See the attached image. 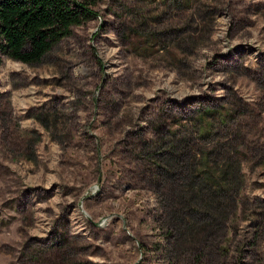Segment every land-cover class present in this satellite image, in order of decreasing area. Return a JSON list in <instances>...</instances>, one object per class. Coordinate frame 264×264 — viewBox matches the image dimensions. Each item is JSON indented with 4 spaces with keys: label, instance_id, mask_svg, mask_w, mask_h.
<instances>
[{
    "label": "rangeland",
    "instance_id": "1",
    "mask_svg": "<svg viewBox=\"0 0 264 264\" xmlns=\"http://www.w3.org/2000/svg\"><path fill=\"white\" fill-rule=\"evenodd\" d=\"M91 8L0 53V264H264V0Z\"/></svg>",
    "mask_w": 264,
    "mask_h": 264
},
{
    "label": "trees",
    "instance_id": "2",
    "mask_svg": "<svg viewBox=\"0 0 264 264\" xmlns=\"http://www.w3.org/2000/svg\"><path fill=\"white\" fill-rule=\"evenodd\" d=\"M93 4L95 0H0V53L28 65L38 63L72 27L94 16Z\"/></svg>",
    "mask_w": 264,
    "mask_h": 264
}]
</instances>
